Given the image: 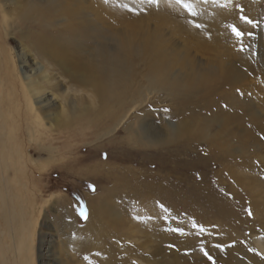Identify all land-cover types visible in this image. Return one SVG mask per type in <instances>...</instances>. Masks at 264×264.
<instances>
[{
  "label": "rangeland",
  "instance_id": "obj_1",
  "mask_svg": "<svg viewBox=\"0 0 264 264\" xmlns=\"http://www.w3.org/2000/svg\"><path fill=\"white\" fill-rule=\"evenodd\" d=\"M28 1L0 0V264H264V0H186L195 16L176 0H105L102 22L97 0L74 5L111 45L162 46L168 76L153 85L158 59L131 58L124 109L77 82V66L95 70L88 54L67 50L72 74L42 58L39 37L69 49L79 20L60 9L51 29L25 20ZM232 25L254 33L244 51ZM144 120L163 143L146 140Z\"/></svg>",
  "mask_w": 264,
  "mask_h": 264
},
{
  "label": "bare ground",
  "instance_id": "obj_2",
  "mask_svg": "<svg viewBox=\"0 0 264 264\" xmlns=\"http://www.w3.org/2000/svg\"><path fill=\"white\" fill-rule=\"evenodd\" d=\"M62 1H64L65 4L64 3L62 4L61 0H30L28 1V4H27L28 6L26 8L24 18L25 20H32L33 15L36 14L37 20H40L42 23L44 20H47L48 23H46L45 27H49L51 29L53 28V26H55V23L53 22L54 15L51 14V12L56 11L57 9H60L61 11L70 10L71 16L73 17L72 20L73 21L79 20V22L75 24H71L70 26L71 34L69 35V37L68 35L66 36L68 37V40L70 41L69 49L68 48L66 49L63 44L61 45V43H59L61 46L58 47L57 49L55 48V46H57V43L56 44L49 43L52 40L50 37L40 36L37 41L38 51L44 60H47L48 62H52L54 64L59 65L67 73H71L69 68L74 65L71 62L72 59H69L68 56H65L67 55L66 54L67 50L68 51L73 50L76 55H81L83 53L88 54L91 58V62H92L91 65L95 68V70L92 69L88 71L85 69H81L80 66H77L76 67L77 70L76 72H74V74L77 75V82H79L80 85L86 86V87L89 86L93 88L97 95L103 96V99L105 96L106 106L112 103L113 101L116 103V105H118L120 108H123V109L128 108L130 106H134L135 97L131 94V92L127 90V87H125V84L127 83L128 80H130L132 76V63L130 64V61L132 60L131 58L133 57H137L142 53H149L150 56H153V59L155 60L158 59L157 63L154 62V64H152L153 78L151 79L153 81L152 82L153 85H155V83L157 82L156 78L159 75L158 73H160L163 77L168 76L167 71L163 66V61L160 60L161 54H162L161 45L154 43L151 39H147L143 43L141 42V44H135L133 40L127 36L123 37L124 38L123 40L116 39L114 44L111 45L108 42H105L104 29H100L98 25H93L94 21L91 20L90 15L88 16L89 14L88 11H86L88 8L79 6L80 8L73 9L74 5L76 6L81 5L80 4V2H82L81 0H62ZM84 1H90V0H84ZM104 2L105 0H97L96 3L91 2L93 9L91 8V6H89L91 8L90 9L91 11L93 10V12L97 14V16L99 15L98 17H99V20H101V22L103 21V18H101V16L105 13V3ZM65 5L72 6V9H68L67 8L68 6H65ZM32 61L23 62V64L27 65L28 68H31L33 66L36 67L35 73L41 75V80H45L50 83L51 78L47 74L45 67L39 66V64L34 63ZM229 78L233 79L234 75L231 73ZM25 80H27L28 82V94L34 99L35 101L34 104L37 106H41L42 109H49L50 100L43 93V87L41 86L40 82L36 80L34 76H27L25 77ZM200 80L202 79L200 78ZM66 96L69 97L68 95ZM72 106H73L72 112L74 113L82 112L81 108H79V104L77 101H73ZM61 117L68 118V112L65 110L64 107L62 108ZM52 121L56 124H59L60 122L59 118L57 117H54ZM50 126H54V125L51 124ZM152 126L153 124L150 121L144 120L143 126L141 127V131L144 132L145 134L144 136L146 140H148L149 142L155 141V142L163 143L165 140V137L161 135V133L157 134L151 131ZM3 128H5V126L2 127V129ZM176 130L177 129L173 127V131L176 132ZM4 134H5V131H4ZM7 141H9V139ZM7 146L8 145H6V147ZM2 148L4 150V146ZM5 153H7L6 150H4V154ZM9 153L10 152H8V154ZM3 207H6V206H3ZM8 215L7 217H9ZM7 217L6 216L4 217L5 223L11 232V228L13 227H11L10 225L12 222L10 223V220ZM44 245H42V248H44ZM20 246H21L20 247L21 250L24 253L26 249V244L24 240L21 241Z\"/></svg>",
  "mask_w": 264,
  "mask_h": 264
},
{
  "label": "snow or ice",
  "instance_id": "obj_3",
  "mask_svg": "<svg viewBox=\"0 0 264 264\" xmlns=\"http://www.w3.org/2000/svg\"><path fill=\"white\" fill-rule=\"evenodd\" d=\"M153 2H155V0H153ZM204 2H208V0H204ZM212 3H217L218 0H211ZM177 4H180L181 6H183L188 12H190L193 16L196 15L194 9H193V5L191 3H187L186 0H176ZM241 20L243 22H245L248 25H252L253 27L258 26V22H253L252 20L248 19L247 16H241ZM197 28L202 27V25L197 24L196 25ZM231 30L233 32V34L238 38V40L240 41V51H244V45H243V38L245 36L248 37H252L254 35L253 32L248 31L245 32L243 30H241L240 28L236 27L235 25L231 26ZM94 190V189H93ZM80 215L84 218L87 219V215L85 211H81ZM249 215H251V212H249Z\"/></svg>",
  "mask_w": 264,
  "mask_h": 264
}]
</instances>
